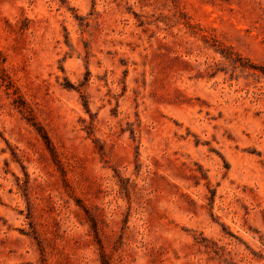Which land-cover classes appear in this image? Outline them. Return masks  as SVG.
<instances>
[{
    "label": "rangeland",
    "instance_id": "1",
    "mask_svg": "<svg viewBox=\"0 0 264 264\" xmlns=\"http://www.w3.org/2000/svg\"><path fill=\"white\" fill-rule=\"evenodd\" d=\"M0 264H264V0H0Z\"/></svg>",
    "mask_w": 264,
    "mask_h": 264
}]
</instances>
